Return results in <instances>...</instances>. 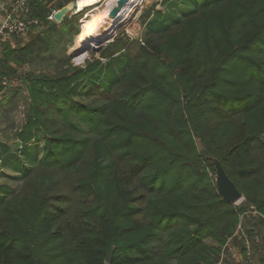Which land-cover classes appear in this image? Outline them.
Returning <instances> with one entry per match:
<instances>
[{
  "label": "trees",
  "instance_id": "trees-1",
  "mask_svg": "<svg viewBox=\"0 0 264 264\" xmlns=\"http://www.w3.org/2000/svg\"><path fill=\"white\" fill-rule=\"evenodd\" d=\"M157 5L140 42L116 38L84 66L67 54L83 12L49 21L32 3L45 31L2 43L0 74L53 69L22 76L24 120L0 139V264H217L244 214L261 235L264 0ZM214 159L241 205L218 193Z\"/></svg>",
  "mask_w": 264,
  "mask_h": 264
},
{
  "label": "rangeland",
  "instance_id": "rangeland-1",
  "mask_svg": "<svg viewBox=\"0 0 264 264\" xmlns=\"http://www.w3.org/2000/svg\"><path fill=\"white\" fill-rule=\"evenodd\" d=\"M59 2V1H58ZM159 0H146L144 2L143 7L136 9L133 11L129 17H126L122 21H120L116 28L113 30V32L109 35H106L103 37V40L106 38H109L107 41L102 42L101 44L99 43L98 45V38L96 41H89L88 43L81 44L80 42H77V38L75 35L72 38V41L70 44L67 45V54H73V58L71 62L75 66H84L86 62L92 61L93 59L100 58V53L98 51H101L102 49L109 48L110 43L113 42L116 38L121 37L122 42H126V45H129L130 42L132 41H137L140 42L143 38V33H144V26H143V21H142V13L145 9V7H149L152 4L157 5ZM110 4L113 6V2H105L103 1L96 7H100L99 10L95 11L96 13L100 14L104 12V8H109ZM135 8V7H134ZM157 8H160L159 5H157ZM93 10V8H91ZM87 11L86 13H82V18H84L88 13H90L92 10ZM71 15V14H68ZM123 15L120 14V18H122ZM81 20V19H80ZM45 31V26L42 24L39 27H35L32 29L30 32H28L26 35L22 37H17L14 38L12 41L8 42L11 47L19 49L21 47H24L32 42V40L42 34ZM79 34V33H78ZM128 39V40H127ZM88 44V45H87ZM91 44V45H90ZM101 45V47H100ZM100 47V48H99ZM99 50L96 52L95 50ZM116 53L115 55H117ZM103 59V58H102ZM105 60V59H104ZM53 69V66L50 65L49 63H44L41 65H22L17 67V73L11 77H16L19 83V89H21L18 92V95L15 97L13 101L8 100L6 98V101L4 102L3 106L0 107V139L5 138V132L7 131V134L11 135L17 127H19L24 120L26 109H27V104H28V98H27V93L25 90V86L22 85V76L26 75L30 71H34L36 74L40 72H47L51 71ZM9 89L5 91L3 94H0V100L4 97V95H9ZM3 110H5L3 112ZM215 178V174H214ZM243 202V199L239 200L235 205H241ZM238 224L236 233L232 239H230L229 244L233 245L239 249L243 248L246 244H248L251 248V252L253 254V263L258 264L261 263V261L258 260L259 256L256 254L254 255V249L257 248V246H264V222L262 224H257L258 227H256L261 235L257 237H254L252 241V237L250 238V235H248L245 229L246 225L249 224V227L252 225V222L255 220L254 218L252 219V215L244 214L242 216V219ZM244 239H245V244H244ZM258 245H256L257 243ZM255 243V244H254ZM256 245V246H255ZM260 248V247H259ZM244 251L242 255V258L236 259L233 258L232 256H227L226 258H222L223 261H225L226 264H243L244 263ZM243 259V263L242 260Z\"/></svg>",
  "mask_w": 264,
  "mask_h": 264
},
{
  "label": "built area",
  "instance_id": "built-area-1",
  "mask_svg": "<svg viewBox=\"0 0 264 264\" xmlns=\"http://www.w3.org/2000/svg\"><path fill=\"white\" fill-rule=\"evenodd\" d=\"M57 1L58 0H12L7 7H3V5L0 4L3 9V17L2 21L0 22V58L2 56L3 42H10L14 38L22 37L26 35L32 27L39 25V20L29 14V5L32 3L44 4L50 10L46 19L49 21H55L54 13L57 10L55 6V3ZM73 1L76 2L77 6L78 0ZM94 1V4L86 6L81 10L76 7V10H71L70 14L77 15L82 12L86 13L87 11H90L91 8L96 7L103 1L106 4L108 0ZM145 1L146 0H141L140 4L137 5L133 9V11L143 7ZM17 86H19V83L16 77H10L0 74V94L4 93L7 89ZM244 264H255L253 263L251 252L249 251V249H247V251L245 252Z\"/></svg>",
  "mask_w": 264,
  "mask_h": 264
},
{
  "label": "bare ground",
  "instance_id": "bare-ground-1",
  "mask_svg": "<svg viewBox=\"0 0 264 264\" xmlns=\"http://www.w3.org/2000/svg\"><path fill=\"white\" fill-rule=\"evenodd\" d=\"M140 1L141 0H128L126 4L118 7V14L116 17L110 16V10L113 7H117L116 0H108V2L114 3L113 6L110 4L109 8H104V12L100 14L95 12L99 10L100 7H94L93 10L91 9L92 11L90 13L80 20L79 34L76 36L77 42L86 44L89 41H96L98 38H100V40L96 42H98V45L99 43L101 44L103 37L111 34L116 28L117 24L128 17L132 13L134 7L140 4ZM94 3V0H78L77 8L81 10L84 7ZM120 14L123 15L122 18H120Z\"/></svg>",
  "mask_w": 264,
  "mask_h": 264
},
{
  "label": "water",
  "instance_id": "water-1",
  "mask_svg": "<svg viewBox=\"0 0 264 264\" xmlns=\"http://www.w3.org/2000/svg\"><path fill=\"white\" fill-rule=\"evenodd\" d=\"M128 0H117L116 6L113 7L110 10V16L111 17H116L118 14V7L123 6L124 4L127 3ZM76 2L75 1H70L64 6L58 8L56 12L54 13V19L56 22H61L66 15L70 14L71 10H76ZM109 38L104 39L102 42L107 41ZM101 42V43H102ZM102 45V44H101ZM100 45V47H101ZM99 47V48H100ZM95 50L96 52L99 50ZM214 166H215V186L220 194V196L226 200L229 203H237L239 200L243 198L242 193L236 188L235 184L233 181L227 176L225 173L224 168L222 167L221 163L217 160H213ZM110 254L107 257V261H110Z\"/></svg>",
  "mask_w": 264,
  "mask_h": 264
},
{
  "label": "crops",
  "instance_id": "crops-1",
  "mask_svg": "<svg viewBox=\"0 0 264 264\" xmlns=\"http://www.w3.org/2000/svg\"><path fill=\"white\" fill-rule=\"evenodd\" d=\"M11 1L12 0H0V4L3 5V7H7L11 3ZM57 2L55 3V5L57 4ZM1 5H0V22L2 21V17H3V9L1 7ZM56 9H58V8H56ZM229 242L230 241H228L225 244V246L222 247L221 259L219 260V262L217 264H226L222 258H226L227 256H232L233 258H236L237 260L242 258V255H241V254H243L242 248L238 250L237 247L230 245ZM259 247L257 246V248L254 249V255L257 254L259 256L258 259H261V258H264V246H262V248H261V246H259ZM241 261L243 263V259Z\"/></svg>",
  "mask_w": 264,
  "mask_h": 264
}]
</instances>
